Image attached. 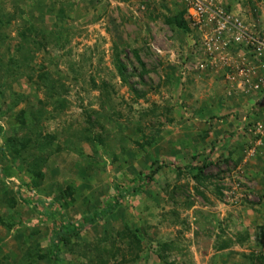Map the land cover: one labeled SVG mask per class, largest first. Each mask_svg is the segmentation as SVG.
Listing matches in <instances>:
<instances>
[{
	"label": "rangeland",
	"instance_id": "1",
	"mask_svg": "<svg viewBox=\"0 0 264 264\" xmlns=\"http://www.w3.org/2000/svg\"><path fill=\"white\" fill-rule=\"evenodd\" d=\"M217 1L264 29V0ZM184 7L0 0V264H52L54 227L118 198L58 264H264V90Z\"/></svg>",
	"mask_w": 264,
	"mask_h": 264
},
{
	"label": "built area",
	"instance_id": "2",
	"mask_svg": "<svg viewBox=\"0 0 264 264\" xmlns=\"http://www.w3.org/2000/svg\"><path fill=\"white\" fill-rule=\"evenodd\" d=\"M187 9L186 19L202 35V51L212 59L220 48L237 52L238 64L232 66L236 82L245 93L264 90V29L243 16L228 12L217 0H181ZM215 58V56H214ZM206 65H202V67ZM261 72V73H260Z\"/></svg>",
	"mask_w": 264,
	"mask_h": 264
},
{
	"label": "trees",
	"instance_id": "3",
	"mask_svg": "<svg viewBox=\"0 0 264 264\" xmlns=\"http://www.w3.org/2000/svg\"><path fill=\"white\" fill-rule=\"evenodd\" d=\"M187 17V9L184 7L183 12H181L178 16L171 17L166 20L168 24L171 26H175L183 31L185 33H191L193 30L189 21L186 19ZM227 75L231 74L234 75V71H226ZM232 82V80H229ZM232 85V83H231ZM233 86V85H232ZM152 165H156V163H153ZM160 166L156 168L151 169V173L147 176L148 182H150L153 178V176L160 170ZM199 173H197L195 176L196 178L200 176L199 174L204 171V165L199 166L196 168ZM119 198L115 200L112 203H109L104 206L103 209H100L101 211H97L93 217L91 216H85L81 222L78 223H61L60 226L54 227L53 234L50 238L52 243V249H51V260L53 261L52 264H58L60 261L64 260V257L61 255V246L60 243H70L73 239L78 237L84 230V228L91 224L96 222L97 220H100L107 216L108 214L115 211V209L119 205Z\"/></svg>",
	"mask_w": 264,
	"mask_h": 264
},
{
	"label": "crops",
	"instance_id": "4",
	"mask_svg": "<svg viewBox=\"0 0 264 264\" xmlns=\"http://www.w3.org/2000/svg\"><path fill=\"white\" fill-rule=\"evenodd\" d=\"M234 11H235V10H234ZM238 12H239V11H238ZM232 71H233V69H232ZM225 72H226V71H225ZM260 73H261V72H260ZM263 73H264V71H263ZM226 76L228 77V75H226ZM257 95H259V94H257ZM261 95H262V94H261ZM223 96H224V95H223ZM223 96H222V97H223ZM263 96H264V93H263ZM220 98H221V97H220ZM261 98H262L261 96H260V97L258 96V100H260ZM253 99H254V98H249V102H252L251 100H253ZM222 100H223V98H222L221 100H218V99H217L218 102H220V101L222 102ZM243 100L248 101V97H247V96H244L243 94H242V95H241V94H239V95L237 94V96L233 98V101H234L235 103L242 102ZM261 100H262V102H263V101H264V97H263V99H261ZM218 102H217V103H218ZM262 102H261V104H262ZM224 103H227V102H224ZM231 116H232V115H231ZM244 118H246V117H244ZM244 118H243V119H244ZM219 146H221V145H219ZM240 148H241V147H240Z\"/></svg>",
	"mask_w": 264,
	"mask_h": 264
}]
</instances>
